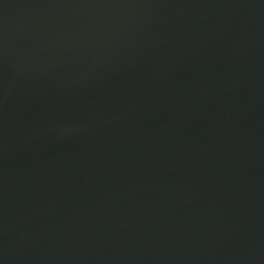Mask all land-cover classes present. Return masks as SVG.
Instances as JSON below:
<instances>
[{
    "label": "water",
    "instance_id": "obj_1",
    "mask_svg": "<svg viewBox=\"0 0 264 264\" xmlns=\"http://www.w3.org/2000/svg\"><path fill=\"white\" fill-rule=\"evenodd\" d=\"M0 264H264V0H0Z\"/></svg>",
    "mask_w": 264,
    "mask_h": 264
}]
</instances>
